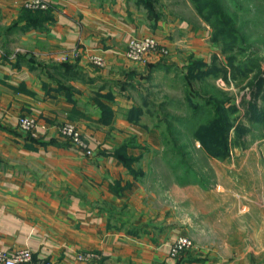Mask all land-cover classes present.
<instances>
[{
    "label": "crops",
    "instance_id": "obj_1",
    "mask_svg": "<svg viewBox=\"0 0 264 264\" xmlns=\"http://www.w3.org/2000/svg\"><path fill=\"white\" fill-rule=\"evenodd\" d=\"M27 1L0 0V250L27 249L29 264H247L218 247L217 221L205 219L218 209L190 219L152 176L163 129L147 124L144 90L215 53L202 49L201 15L185 0H44L46 11ZM147 36L168 54L128 60V41ZM159 63L167 68L149 69ZM24 116L36 123L28 134ZM64 123L92 156L59 136ZM191 222L193 248L171 257ZM85 252L97 258L79 262Z\"/></svg>",
    "mask_w": 264,
    "mask_h": 264
},
{
    "label": "rangeland",
    "instance_id": "obj_2",
    "mask_svg": "<svg viewBox=\"0 0 264 264\" xmlns=\"http://www.w3.org/2000/svg\"><path fill=\"white\" fill-rule=\"evenodd\" d=\"M185 1L190 9L198 7L197 0ZM207 2L209 7L201 9L207 26L201 46L212 45L215 53L158 75L144 90L152 105L147 124L163 130L164 124L170 125V135L159 132L152 176L168 187L170 207L184 209L188 218L218 209L205 217L217 221L213 237L218 247L229 244L247 264H264V0L201 4ZM158 3L153 0L151 5ZM210 14L224 27L209 25L205 17ZM259 77L263 91L255 97ZM203 98L226 100L227 156L223 149H210L213 145L203 132L206 127L212 133L217 130L212 140L220 139L225 128L221 123L212 128L208 122L215 112L190 111L204 106ZM189 225V233L178 238L186 237L193 248L196 225Z\"/></svg>",
    "mask_w": 264,
    "mask_h": 264
},
{
    "label": "built area",
    "instance_id": "obj_3",
    "mask_svg": "<svg viewBox=\"0 0 264 264\" xmlns=\"http://www.w3.org/2000/svg\"><path fill=\"white\" fill-rule=\"evenodd\" d=\"M25 7L31 10L46 11L48 4L44 0H28ZM167 55V51L160 48L157 40L153 36H147L144 38H132L127 43L126 58L130 61L145 64L153 56L164 57ZM66 57L63 61H66ZM90 62L96 66L102 67L103 61L99 57H91ZM18 128L25 132L30 133L36 126L35 121L29 117H21L17 121ZM58 134L61 138L66 140L75 150L84 154L85 156H92V152L89 149L86 141L81 137L80 132L70 123H64L58 128ZM192 248V242L186 237L177 238L169 246V255L171 257H177L181 253L190 250ZM77 260L82 263H89L97 258L92 252L80 253L77 255ZM32 260V253L27 249L15 250L12 252H6L0 250V264H29Z\"/></svg>",
    "mask_w": 264,
    "mask_h": 264
},
{
    "label": "trees",
    "instance_id": "obj_4",
    "mask_svg": "<svg viewBox=\"0 0 264 264\" xmlns=\"http://www.w3.org/2000/svg\"><path fill=\"white\" fill-rule=\"evenodd\" d=\"M201 1L202 0H197L198 7L197 8L195 7V10L202 17L201 9L203 8V6L205 7V9H207L209 7V4L207 2L204 5H202L201 4ZM212 15L213 14H210L208 17H205V20L207 21V23L209 25H211L212 27H215V28L216 27H224L223 24H218V20L217 19L213 20V16ZM219 33H220L219 35H223L224 30H221ZM159 68L160 69H164V68H167V67H165L163 64H160L159 63V64L153 66L151 68V70L152 69L156 70V69H159ZM262 83H263V80H262V78L259 77L258 80H257V86H256L257 87V92L254 93V96L255 97H258L259 94L263 91L262 90L263 89V84ZM202 100L204 101V106L197 107V105H196L193 108H190V111L193 112V115H195L197 111H199V112L204 113L205 115H207L208 109H212L213 112H215L214 118L212 120L211 119H208L209 126H211L212 128L216 127L218 129V127H217L218 126V123H221V127L225 128L224 129L225 131L222 130L221 131V134H220V139H215V140H212V139H214L216 137V135H218L217 130L216 131H213V133H212V131H210V130L207 131V127H206L203 132H204V135L206 136V139L208 138V140L210 141V144L213 145L210 149H213L215 152L223 149L224 155L227 156V152H226L227 141H226V139H227L228 132H226V131H229L228 130L229 124H228V121L226 122V120L224 118L228 114L227 111H226V107H225V101L226 100L225 99L224 100H220V99H217V98H215L214 100H209V101L206 100V99H204V98ZM159 107H161V106H159ZM164 118H166V116ZM175 120L176 119H174L173 121H175ZM164 126H165V130H163V132H162L163 137H164V133L166 134V136L168 134L170 135V132H169L170 125L164 124Z\"/></svg>",
    "mask_w": 264,
    "mask_h": 264
}]
</instances>
